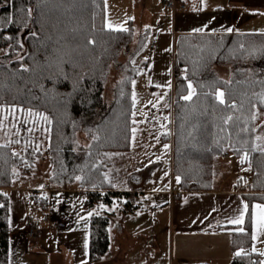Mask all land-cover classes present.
I'll use <instances>...</instances> for the list:
<instances>
[{
    "label": "trees",
    "instance_id": "trees-1",
    "mask_svg": "<svg viewBox=\"0 0 264 264\" xmlns=\"http://www.w3.org/2000/svg\"><path fill=\"white\" fill-rule=\"evenodd\" d=\"M149 34L145 29L134 41L131 20L122 28L106 26L105 0H0V49L5 50L0 54V111L8 113L12 126L8 134L4 131L8 140L0 142V264H10L6 189L28 178L43 157L50 162V182L76 186L85 196V210H92L89 261L108 253L109 217L94 209L130 194L114 188L105 156L130 148L131 83L147 65L141 54ZM260 54L264 32L177 34L171 130L161 134L171 144L170 172L179 178L176 196L211 190L216 164L229 148L235 186L247 201L264 202V148L256 143L254 115L256 104L264 112V103L255 97L264 99ZM112 66L119 79L106 102L103 87ZM215 66L227 67V78ZM188 83L194 91L185 99ZM38 118L45 125L43 146L31 135ZM78 131L90 138L88 145L76 142ZM241 170L249 172L250 181ZM24 197L28 218L50 206L42 189H29ZM125 206L121 210L132 207L130 201ZM249 213L250 208L241 225H229L231 264H259L258 254L250 250Z\"/></svg>",
    "mask_w": 264,
    "mask_h": 264
},
{
    "label": "rangeland",
    "instance_id": "rangeland-1",
    "mask_svg": "<svg viewBox=\"0 0 264 264\" xmlns=\"http://www.w3.org/2000/svg\"><path fill=\"white\" fill-rule=\"evenodd\" d=\"M132 2L136 9L140 7L143 10L142 12L145 16L144 21L142 20V22L136 24L135 36L139 30L144 28L145 24L150 27L152 33L149 36L150 38L148 37L145 50L141 54V57L146 59L147 65L139 70L131 83L133 108L130 148L126 151L108 152L105 156L106 175L111 179L114 188L121 191H130V194L122 196L118 200L114 199L111 204H100L97 209H94L95 212L109 217V244H111V251L114 249L113 254L119 255L120 259H107V256L104 260H99L101 262H97L98 264H146L147 253L144 254L142 251L143 247H147V250L151 251V244L149 245L146 242L153 231L157 233L158 239L165 250L169 237V225L168 222L166 223L163 220V217L165 216L164 213L172 212L171 205L174 194L170 193V189L172 187L178 188V177L170 172L171 144L161 140V134L171 130L173 20L172 17H165L163 14L168 13L170 15L172 13L165 9L162 0H140V6L137 3L135 5V0H105V23L107 22L106 17L110 14L113 15L117 11L123 14L121 18L126 16L127 12H125V9L127 8L128 10ZM108 23L111 22L108 21ZM4 51V49H0V54ZM259 56L262 58L264 54ZM215 69L220 76L227 78V67L215 66ZM247 72L249 73L250 71L247 70ZM118 79L119 73L112 66L103 87V97L106 102L111 100L113 87ZM189 85H191V88H189ZM193 91V84L188 83L187 95L189 96L190 92L193 93ZM218 93H221V91H218ZM255 97L258 98L260 103H264V99L259 98L257 95ZM7 114L0 111V127H3L0 128V142L8 140L7 136H4V131L7 133L6 129L12 127L8 122L9 115L7 116ZM254 115L255 127L257 128L256 143L259 148H264V112L260 109L259 104L255 105ZM34 130V132L31 131V135L35 136V138L37 137L36 143L38 145L43 146L45 125L41 118L35 121ZM39 134H42V139L39 138ZM89 141L90 138L84 132L78 131L76 133V142L78 144L86 146ZM226 151L229 153L228 157L224 155L219 157V161L216 164L213 187L216 188L220 184L219 182L224 179V181L227 180L225 186L234 187L236 190L241 191L240 186H235L234 184V178L236 177L234 171L235 159L231 156L229 148ZM231 161L233 164H230ZM219 168H224L225 171ZM49 173L50 162L48 158H40L36 161L28 178L22 180L19 185L14 186H19L23 190L24 196H27L29 189H42L43 192H46L47 199L50 202V206L47 207L46 211L63 218L69 227H73L74 230L70 233L69 238L64 237L66 241L60 240L55 235L54 238H49L46 241L49 247L46 246L37 250V256L35 252H27L36 247L27 250L28 241L26 237L20 238L17 246L10 235L11 264H18L20 261H24L23 259L28 260L35 256L45 260L51 254L59 255L61 248H66L63 250L65 257H74L75 253L77 264L82 263V259H79L81 255L82 231L87 227L88 217L92 210H85V196L78 192L76 186L57 187L50 182ZM239 173L246 174L248 176L247 181L251 180L247 170H241ZM6 192L9 198L10 213L12 191L7 188ZM127 201H130L131 209L121 210L122 207L127 208L125 206ZM248 203H250V250L258 254L259 264H264V229L258 227L257 221L260 216V209L255 208L256 205L264 206V202L249 201ZM152 213L157 216H153ZM165 220H167V217H165ZM158 221H160V224L155 226ZM119 222L124 225V233L119 231ZM45 223L41 222V224ZM253 236L256 238L253 239ZM30 244H33V242L30 241ZM122 247L123 251H121ZM16 248H19V251ZM67 248H70V250ZM19 253L21 255H18ZM92 263L94 262H90V264Z\"/></svg>",
    "mask_w": 264,
    "mask_h": 264
},
{
    "label": "crops",
    "instance_id": "crops-1",
    "mask_svg": "<svg viewBox=\"0 0 264 264\" xmlns=\"http://www.w3.org/2000/svg\"><path fill=\"white\" fill-rule=\"evenodd\" d=\"M183 1L186 4V9L172 12L164 5L162 0L165 9L172 13L170 15L168 13L163 14L165 17H172L173 20L172 52L174 50L175 38L179 33L206 32L218 34L228 31L248 33L264 32V0ZM139 2L140 0H135V5L137 3V5L140 6ZM191 6H193L192 9ZM125 10L127 15L123 18H121L123 14L118 13V11L106 17V26L110 28H122L131 20L135 31L137 27L136 24H139L142 20L144 21L145 16L142 12L143 10L140 7L136 9L133 2L132 5L128 7L129 12L127 8ZM140 18L142 19L140 20ZM108 21L111 23H108ZM145 29H149L150 36L152 31L146 24L142 30L138 31V34ZM138 34L135 36L134 33L135 40ZM230 164H233V162L231 161ZM221 170L225 171L224 168ZM226 181L223 179L216 188L213 187L211 190L181 191L178 196L175 195L176 193L174 194L171 205L172 212L164 213L165 216L163 217V220L166 223L168 222L169 225L167 247L164 250L161 241L158 239L157 233L153 231L146 242L149 245L151 244V251L149 252L147 247H143L142 251L144 254L147 253L146 264H230L229 225H241L232 224L230 221L240 217L242 212L244 221L246 215L244 206L247 205L248 209L250 208V203L241 195V191L236 190L234 187L225 186ZM8 190L12 191L9 213V238L11 235L13 241H15V245H17L20 238L26 237L28 241L26 246L27 250H29L28 247L31 246V244L26 235L25 226V219L28 212L25 205L23 190L19 188V186L9 187ZM152 215L157 216L155 213H152ZM165 217H167V220H165ZM58 218L65 222L63 218ZM160 221H158L155 226H158ZM65 223L66 227L60 229L48 228L44 224L39 234L36 248L27 252H35L36 255L37 250L43 249L46 246L49 247V244L46 243L49 238H54L55 236L60 240H65L64 237L69 238L70 233L74 229L73 227H69L67 222ZM123 230L124 225L119 222L120 233H122ZM81 242V255L79 258L82 259L81 264H90L88 259V224L84 231H82ZM9 249L11 264L12 252L10 240ZM61 249L59 255L51 254L45 260L37 258L36 255L34 258L28 260L22 258L24 261H20L18 264H77L75 253L74 257L71 256V258H67L63 251L66 248ZM67 249L70 250V248ZM16 250L19 251V248H16ZM113 250L111 251V244H109L108 253L92 264H98L101 262L99 260H104L107 256V259H120L119 255L113 254ZM123 250L122 247L121 251ZM18 255H21V253Z\"/></svg>",
    "mask_w": 264,
    "mask_h": 264
},
{
    "label": "built area",
    "instance_id": "built-area-1",
    "mask_svg": "<svg viewBox=\"0 0 264 264\" xmlns=\"http://www.w3.org/2000/svg\"><path fill=\"white\" fill-rule=\"evenodd\" d=\"M163 2L164 5L169 8L172 12L186 9V4L183 0H163ZM224 156L227 157L228 154L225 153ZM176 191L177 190L175 189V187H172V189H170L171 194H175ZM41 222H46L45 225L48 228L60 229L66 227V223L63 220H60L56 215H54L50 211L44 212L41 216H32L31 218L26 217V235L28 239L33 242V244L29 246V250L35 248L37 245L39 234L42 228L44 227V224H41Z\"/></svg>",
    "mask_w": 264,
    "mask_h": 264
},
{
    "label": "snow or ice",
    "instance_id": "snow-or-ice-1",
    "mask_svg": "<svg viewBox=\"0 0 264 264\" xmlns=\"http://www.w3.org/2000/svg\"><path fill=\"white\" fill-rule=\"evenodd\" d=\"M189 88H191V85H189ZM191 95H192V93L190 92L189 96L184 97V98L185 99H190L191 98ZM217 96L220 99V102L223 103V99H222L223 93H218ZM45 119H46V117H45ZM77 179H79V177H77ZM247 207H248L247 205L244 206V211H247ZM255 208L260 209V216H259V219L257 221L258 227L261 228V229H264V206L256 205ZM253 215L255 217V213ZM230 223H232V224H242L243 223V212L241 213V216L240 217L231 220ZM255 238L256 237L253 236V239H255ZM237 255H240V253H237Z\"/></svg>",
    "mask_w": 264,
    "mask_h": 264
}]
</instances>
